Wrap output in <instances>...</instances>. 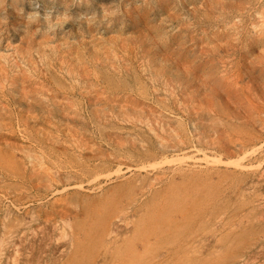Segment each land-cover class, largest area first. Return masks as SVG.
Listing matches in <instances>:
<instances>
[{
  "label": "rangeland",
  "instance_id": "1",
  "mask_svg": "<svg viewBox=\"0 0 264 264\" xmlns=\"http://www.w3.org/2000/svg\"><path fill=\"white\" fill-rule=\"evenodd\" d=\"M0 264H264V0H0Z\"/></svg>",
  "mask_w": 264,
  "mask_h": 264
}]
</instances>
